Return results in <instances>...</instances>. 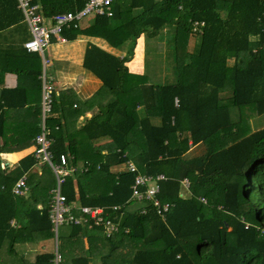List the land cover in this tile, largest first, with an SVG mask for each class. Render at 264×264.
<instances>
[{"label": "trees", "instance_id": "trees-1", "mask_svg": "<svg viewBox=\"0 0 264 264\" xmlns=\"http://www.w3.org/2000/svg\"><path fill=\"white\" fill-rule=\"evenodd\" d=\"M32 2L48 19L81 8L85 0ZM111 11L110 16H93L86 26L61 31L66 40L96 37L126 51L118 57L89 44L82 66L112 99L68 137L58 119H46L53 158L66 153L70 166L83 162L65 178L60 192L71 202L75 182L81 205L122 204L124 211L137 202L129 199L136 172L115 173L109 167L130 159L137 172L164 176L158 198L172 207L162 220L147 201L141 202L146 211L140 213L139 207L123 212L118 225L127 231L119 228L108 237L96 235L100 227L92 224L71 225L75 235L87 233L88 258L84 250L71 257L70 264H87L95 251H100L99 264H264V127L249 131L248 124L249 118L264 113V1L114 0ZM162 29L168 31L166 49L153 60L159 64L164 57L165 66L155 70L145 58L143 73L129 71L124 63L132 57L136 39L141 34L153 37ZM27 34L16 0H0V39L10 43L0 47V57L8 56L5 48L13 47L14 37ZM15 52L25 65L8 69L31 75L38 86L40 70L28 65L38 60V53L22 46ZM162 68L167 70L164 78L158 73ZM17 90L2 89L0 136L2 108L23 105L13 101ZM101 138L108 142L100 144ZM6 151L10 150L2 144L0 152ZM34 162L33 155H26L13 171L3 173L0 168V264L11 255L12 264H23L16 258V243L53 236L47 206L26 205L28 197L46 195L54 186L48 185V178L40 176L33 183V175L27 177L28 197L10 191ZM183 178L188 180L187 198L178 193ZM65 255L61 264H66ZM51 257L52 252H37L33 264H50Z\"/></svg>", "mask_w": 264, "mask_h": 264}, {"label": "crops", "instance_id": "crops-1", "mask_svg": "<svg viewBox=\"0 0 264 264\" xmlns=\"http://www.w3.org/2000/svg\"><path fill=\"white\" fill-rule=\"evenodd\" d=\"M92 17V16H91ZM87 18V17H86ZM85 19V18H84ZM82 22V21H81ZM80 22V23H81ZM79 23L78 27H83L89 24V21L86 25H81ZM6 32V31H5ZM29 35H26V38L19 39L18 37H14V44L12 48H5L8 56H1L0 57V101H1V93L2 89H18L13 94V101L16 102H23V105L19 107V105H15V109L3 107V111L5 112L4 116V127H3V135L0 136V146L7 148L10 151L0 152V168L3 170V173H8L15 169L18 161L26 155H32L34 149V136L36 135V131L38 128V122L40 119L41 113V88H40V76L43 75L45 79L51 84L52 86V109L51 112L48 114V117L56 118L59 120V124L65 136L71 135L72 131L81 127L86 120L95 112L99 106L104 105L107 101L112 99V95L107 92L106 90H102V84L98 78H96L91 72L86 70L82 66V60L84 56L85 48L89 44H95L98 47L117 55L118 57H122L124 52L121 50H117L114 48H110L106 43H104L101 39L96 37H89L79 35L77 38L73 40H65L64 42L52 41L50 43L51 47L56 51L54 54H36L38 60L35 58L28 62L29 66H32V69L40 70L39 75L37 76L39 80L38 86L34 83L36 78H32L31 75L25 73L17 74L12 69L9 70L8 68L16 67L15 64L19 67L25 65L23 59H19L16 55L15 51H19V47L22 46V42L27 39ZM16 38H18L16 40ZM24 39V40H23ZM10 46L9 41L0 39V47ZM145 38L141 34L135 42L132 51V57L127 60L124 64L126 65L127 69L133 73L141 74L144 72L145 69ZM61 50V52H59ZM31 55V54H30ZM50 56V57H49ZM51 58V59H50ZM53 59L55 62H53ZM53 67L55 69H51L47 71V67ZM20 87V88H19ZM63 92L60 97V101L58 99V94ZM37 107H38V114H37ZM76 109V110H73ZM1 111V109H0ZM76 111V114L75 112ZM47 117V118H48ZM157 120H154L156 123ZM49 134V129H48ZM50 136V135H49ZM100 144H104L108 142L107 139H100ZM106 150L102 151L104 154ZM66 155V153H63ZM67 156V155H66ZM130 161L125 160L119 164H113L109 167L110 171L112 172H121L126 171V162ZM133 163V162H132ZM83 162L80 160L77 162L75 167L80 168ZM134 164V163H133ZM135 165V164H134ZM124 166V167H123ZM136 166V165H135ZM23 174L26 175V181L28 180L27 177L33 175V179L37 177H45L43 172V165L36 164L35 162L26 170ZM44 178V179H45ZM54 178V176H53ZM35 182V179L33 183ZM74 182V180H73ZM74 184V202L75 204H80L76 184ZM28 191L27 196L30 193L31 184L27 182ZM53 187H49L46 191V195H41V193H37L34 198H29L26 200L27 207H34V208H43L44 206L48 205L50 191ZM181 193L183 198H187L190 196L189 185L187 189H183L179 187V192ZM84 205V204H83ZM117 205V204H116ZM85 206H103V205H85ZM111 206V205H110ZM142 204L137 202H132L125 207V210L115 213L117 216V221H119L120 216L123 212H128L133 209L141 207ZM108 207V206H105ZM13 220H10V224ZM20 221L22 223L25 222L23 217H20ZM14 222V221H13ZM15 224V223H14ZM11 224V225H14ZM68 228L67 233L63 234V236H59L56 233V237L54 236L51 240V249L47 250L42 248H37L38 245L30 247H26L27 244L30 242H21L16 243L15 247L20 245V252L24 251L25 248L32 252L33 258L29 259L26 257V252L24 254H20L17 252V248H15L16 258L21 260L23 264H33L34 256L37 252H52L54 249V245L56 244L57 249H61L59 252L64 254V251H67L65 255L67 257L66 264H70V258L77 256L78 254L82 253L88 247V240H87V233H80V231L75 235L74 229L71 225H63ZM81 231H86L83 229ZM119 228L126 232L127 228H121V225H118ZM96 230V229H95ZM116 231V232H117ZM96 232V231H95ZM115 232V233H116ZM114 233V234H115ZM103 234L102 231L99 229L96 235ZM113 234V235H114ZM92 235V234H90ZM111 235V236H113ZM73 236V237H72ZM103 237H107L104 235H100ZM59 240V241H58ZM41 242V240L39 239ZM38 242V241H36ZM34 242L33 245L36 243ZM23 243H26L24 245ZM32 243V242H31ZM70 246V248H68ZM41 247V246H40ZM37 248V249H36ZM26 250V249H25ZM63 251V252H62ZM102 251V250H101ZM105 251V250H103ZM102 251V254L104 253ZM69 253V254H68ZM85 256L87 251L85 250ZM99 253L100 251H95L96 257H92L91 259H87V264H99ZM61 254V256L63 255ZM4 258H8L7 253H3ZM63 255V257H64ZM20 256V258H19ZM12 255L8 258L4 264H12L10 262ZM62 257V261L64 262ZM88 258V256H86ZM91 260V261H88ZM61 261V262H62Z\"/></svg>", "mask_w": 264, "mask_h": 264}, {"label": "built area", "instance_id": "built-area-1", "mask_svg": "<svg viewBox=\"0 0 264 264\" xmlns=\"http://www.w3.org/2000/svg\"><path fill=\"white\" fill-rule=\"evenodd\" d=\"M114 0H85L81 8L74 11H65L52 15L45 19L39 12L40 6L32 0H16L17 8L22 13L29 37L22 42V47L26 51L37 52L42 56L43 48L53 39L64 42L66 39L61 35L63 28L79 26L80 20L87 16L111 15V4ZM264 1V0H263ZM201 24V23H200ZM194 29V27H193ZM41 88V113L38 122V132L34 136V149L32 152L36 164H46L54 176V186L50 191L47 205L48 219L51 223V231L56 237L59 225H93L100 227L104 236H111L118 230V221L115 212H120L121 205L105 206H85L66 202L65 196L60 192V185L65 178L71 176L77 168L68 164L67 156L58 154L57 159L53 158L50 149L51 138L48 134L46 119L52 109V86L43 75L40 76ZM137 167L130 161L126 162V171L136 172L130 185L129 199L139 203L147 201L162 220L165 214L171 209L169 201H160L158 198L159 181L164 179L162 174H144L137 172ZM183 189L188 188V180L183 178L180 181ZM10 191L13 195L22 196L28 191L26 175H20L12 184ZM179 196L182 197L181 193ZM205 203V198L197 197ZM140 213L146 209L141 206ZM11 224H14L12 221ZM62 256L56 244L52 251L50 264H61Z\"/></svg>", "mask_w": 264, "mask_h": 264}, {"label": "rangeland", "instance_id": "rangeland-1", "mask_svg": "<svg viewBox=\"0 0 264 264\" xmlns=\"http://www.w3.org/2000/svg\"><path fill=\"white\" fill-rule=\"evenodd\" d=\"M92 20V17L91 16H87V18L85 19H82L80 20V24L81 25H86L88 23V21L90 22ZM168 37V31L162 29V32L160 34H157L153 37H149L147 39H145V46H148L149 49L147 48L146 49V59L149 63L148 66H151V65H154L155 67V70L158 69V66L159 67H162V65L164 64L165 66V58L163 57V60H161V62L159 64H157L155 62L154 64V54H163V52L165 51V47H164V43H166V39ZM52 41H55V39H52L44 48H43V52L44 54H54L56 51H54V49L51 47L50 43ZM126 45H127V42H126ZM123 52H125V48L123 47V50H121ZM149 51V52H148ZM61 52V50L59 51ZM50 57V56H49ZM160 58L162 59V56H160ZM51 59V58H50ZM163 61V62H162ZM53 62H55V60L53 59ZM163 66V67H164ZM51 69H55L51 66L47 67V71H50ZM165 72L167 73V70L166 69H159L158 73L159 75H161L163 78L165 77ZM159 80H163L161 77ZM249 131H253V130H256V129H259L261 127H264V113L261 114V115H258L256 117H251L249 118ZM198 146L194 147L193 149H196ZM199 148L196 149V151H198ZM46 164H43V172L45 174V176H48V179H46V182L48 183L49 186H53L54 185V182H53V178H52V175L50 174L51 171L49 169V167L46 165ZM124 167V166H123ZM139 204V203H137ZM67 230L68 228L63 226V225H59L58 228H57V234L59 236V240H60V236H63V234L67 233ZM54 235V234H53ZM100 235H103V234H100ZM53 239V242H54V236L52 237H47V236H44V237H41V242L38 240V242H36L34 245L33 243L34 242H30L29 244L26 245V243H23L24 245H26V247H32V246H35V245H40V246H37V248H42V249H46L48 248L47 250L51 249V240ZM58 240V241H59ZM18 246H16L15 248H17V252H20L21 250H23V248L20 250V245L21 244H17ZM6 247V244L4 245V249ZM36 248V249H37ZM26 249V250H25ZM24 251L20 252V254H24V252H26V257L29 259H32L33 258V254L32 252L30 253V250H28L27 252V248H25ZM15 260H13V263H14Z\"/></svg>", "mask_w": 264, "mask_h": 264}]
</instances>
